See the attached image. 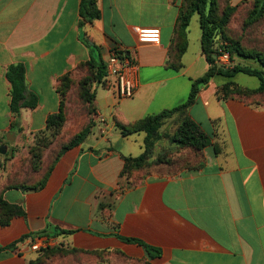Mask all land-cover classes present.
Here are the masks:
<instances>
[{"label":"crops","instance_id":"crops-1","mask_svg":"<svg viewBox=\"0 0 264 264\" xmlns=\"http://www.w3.org/2000/svg\"><path fill=\"white\" fill-rule=\"evenodd\" d=\"M219 1L222 8L238 6V14L253 0ZM184 2L97 0L100 19L83 23L82 0H0V145L9 133L16 137L15 147L32 145L48 118L60 112V81L93 58L105 62L114 50L126 52L136 63L138 85L130 99L93 86L92 133L64 152L42 189L11 186L1 156L0 199L25 214L0 225V264H28L35 259L28 241L57 232H70L56 238L67 247L109 251L100 264H264V104L223 99L221 88L229 79L218 76L201 87L187 111L213 138L218 154L208 147L200 168L151 173L137 183L123 175L124 158L144 152L146 134L124 135L120 126L182 105L192 81L208 71L201 29L197 51L187 56L198 15L188 28V48L179 60L183 67L171 68L178 63ZM153 28L160 30V42H141L139 30ZM16 64L26 67L27 95L39 99L19 117L9 109L6 78ZM97 116L105 118V131ZM174 117L180 123L183 116ZM17 121L19 130L13 128ZM17 155L18 150L11 160ZM143 244L159 249L160 256L151 258Z\"/></svg>","mask_w":264,"mask_h":264},{"label":"trees","instance_id":"trees-1","mask_svg":"<svg viewBox=\"0 0 264 264\" xmlns=\"http://www.w3.org/2000/svg\"><path fill=\"white\" fill-rule=\"evenodd\" d=\"M238 6L233 7L226 5L221 7L219 0H185L183 8L179 16V56L178 63L172 65L171 68L178 71L183 66L179 63L182 55L186 52L189 44L188 40V28L190 26L191 19L194 15H198L200 29H201V47L202 52L209 64L208 71L200 78L192 81V87L188 99L182 105L165 110L157 115L148 116L130 126H120L124 135H129L137 132H144L145 137V150L138 157H125L123 175H128L131 171H140L144 167L150 164L152 158L153 149L158 140L161 139L160 130L164 122L176 114H180L182 117L176 131L172 136V143L178 148H189L197 153H202L206 148L213 147L215 154L220 152V149L216 143L213 142V138L206 133L203 127L195 122L189 115H187L188 109L195 103L200 88L207 85L213 78L222 76L230 81L225 83L221 88V95L223 99H228L232 96L240 98H249L248 96L263 95L264 94V52L258 50L247 51L243 46L244 32H252L254 27L260 24H264V0H253L251 8L245 11V16L241 22V36L240 38H234L230 36L228 31L229 24L235 14L238 12ZM81 17L83 23L92 22L100 19L101 11L97 5V0H82L81 3ZM248 33V32H247ZM218 48H224L231 54V60L233 65L226 68L217 64L216 55ZM242 58L250 61L254 65H243L241 63L234 64V58ZM245 74L248 76L256 77L260 85L256 89L242 88L232 81L237 74ZM106 75V66L102 58L91 59L86 65L81 66L76 72H73L65 76L59 84L58 93L61 97L60 112L56 115H52L48 118L47 127L45 130L39 132L35 136V149L31 154V169L32 173L38 174L39 178L36 180H18L11 181V186L18 187L24 191H36L42 189L51 174L55 164L64 154L65 151L80 145L86 138L92 133L94 128L93 116L96 113L94 100L95 91L94 85H103L108 88V84L103 80ZM6 78L11 84L10 90V104L9 109L11 113L20 116L23 108H35L38 105L39 99L36 94L27 95L26 87V67L23 64L11 65L7 72ZM76 96V103L81 105V113L79 118L76 119L80 127V130L72 134L70 139L61 144L60 149L57 150L55 156L50 161L46 170L43 171V157L47 149L52 145L50 139L58 138L62 134V130L66 122L69 119V111L72 105V98ZM249 104H260L257 102L246 101ZM13 128L19 130L18 121L13 124ZM16 155V150L12 149L8 154V159H13ZM16 176V175H15ZM29 176L26 174V177ZM13 179V178H12ZM137 183V182H133ZM24 211L15 204H11L0 199V225H8L13 216H23ZM69 234L70 232H57L56 236L63 234ZM44 234V233H42ZM23 238L21 241H23ZM126 242L139 243L135 239L121 238ZM140 244V243H139ZM148 255L151 258L159 257L161 251L159 249L144 245ZM14 245L9 246L13 248ZM66 249V250H64ZM60 251L61 253H69L72 255H85L94 256L98 260H105L109 251H84L77 250L75 248L67 247L61 242L51 248L42 249L38 253ZM104 262V261H103ZM28 264H37L36 260L30 261Z\"/></svg>","mask_w":264,"mask_h":264},{"label":"rangeland","instance_id":"rangeland-1","mask_svg":"<svg viewBox=\"0 0 264 264\" xmlns=\"http://www.w3.org/2000/svg\"><path fill=\"white\" fill-rule=\"evenodd\" d=\"M245 16V11H240L234 19H232L231 26L229 27V35L234 36V38H240V28L242 19ZM255 30L252 32L247 31L242 34L244 36L240 39H243L244 48L249 50H258L264 52V24L257 25L254 27ZM190 49L188 51V58L194 56L195 52L199 47V37H200V28L198 22V16H194L191 27H190ZM240 60L234 58V64H237ZM220 80H226L224 78H219ZM233 81L240 85L241 87L248 88H256L259 85V80L256 77L248 76L245 74H237ZM249 98H240L236 96H232L228 99L238 98L242 102L246 103V101L250 102H259L260 104H264V94L263 95H255L248 96ZM76 96L72 98V105H70L71 109L69 111V121L65 123L64 128L62 130V134L56 138L50 139L52 145L49 149L46 150L43 157V171H45L47 166L49 165L52 158L55 156V153L58 149H60L61 144L68 141L70 139L69 136L78 132L80 127L85 126L86 124L80 126L76 119L79 118L81 113V105L76 103ZM181 117L180 114H176ZM174 115V116H176ZM172 116L168 118L161 130V139L158 140L153 149L152 158L150 160V164L144 167L140 171H131L127 176L131 179V182H139V180L146 175L151 173H159V174H167L172 175L183 169H198L202 166L204 161L203 152L197 153L192 149L187 148H178L176 145L172 143V136L176 131L179 125L178 117ZM8 135V134H7ZM6 138H3L1 143L6 144L8 146V152L11 153L12 149L18 150L17 158L12 161L8 159L7 154L2 155L4 158V167L3 171H8V176L10 181L14 180L15 182L18 177V180H36L39 178L38 174L32 173L31 167V154L35 149V141L32 145H29L27 148L21 149V147H15L14 143L16 142V137L13 141H8ZM33 150V151H31ZM2 164V163H1ZM2 169V165L0 166ZM26 174L29 176L26 177ZM16 175V176H15ZM13 178V179H12ZM22 181V180H21ZM66 250V249H64ZM37 264H100L105 261L103 258L98 260L94 256H85L81 254L72 255L69 253H61L60 251L49 252V253H38L35 252V259Z\"/></svg>","mask_w":264,"mask_h":264},{"label":"built area","instance_id":"built-area-1","mask_svg":"<svg viewBox=\"0 0 264 264\" xmlns=\"http://www.w3.org/2000/svg\"><path fill=\"white\" fill-rule=\"evenodd\" d=\"M139 38L141 42L156 44L160 42L161 32L157 28L139 30ZM216 61L218 65L226 68L233 65L231 54L224 48H218ZM105 66L106 75L103 80L108 84V88L114 92L118 99L133 98L138 88L135 61L127 56L126 52L114 50L108 55L105 61ZM96 119L101 124V131H105V118L97 116ZM56 238L61 237L38 236L37 238L28 241V245L32 251L38 252L42 249L51 248L63 242L62 239L58 242Z\"/></svg>","mask_w":264,"mask_h":264},{"label":"water","instance_id":"water-1","mask_svg":"<svg viewBox=\"0 0 264 264\" xmlns=\"http://www.w3.org/2000/svg\"><path fill=\"white\" fill-rule=\"evenodd\" d=\"M15 139V135L13 133H9L7 135L8 141H13ZM8 153V146L6 144L0 145V165H1V156L6 155Z\"/></svg>","mask_w":264,"mask_h":264}]
</instances>
